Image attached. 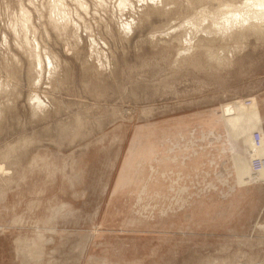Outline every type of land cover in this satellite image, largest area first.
<instances>
[{"label": "rangeland", "instance_id": "rangeland-1", "mask_svg": "<svg viewBox=\"0 0 264 264\" xmlns=\"http://www.w3.org/2000/svg\"><path fill=\"white\" fill-rule=\"evenodd\" d=\"M245 6L0 0V264H264Z\"/></svg>", "mask_w": 264, "mask_h": 264}, {"label": "bare ground", "instance_id": "bare-ground-1", "mask_svg": "<svg viewBox=\"0 0 264 264\" xmlns=\"http://www.w3.org/2000/svg\"><path fill=\"white\" fill-rule=\"evenodd\" d=\"M125 2V1H124ZM124 2H122V3H124ZM245 2H246V6H245V8H244V10L243 9H233V7L231 8V9H233V10H230V11H228L227 13H226V15H227V22H239V21H237L238 19H241V22L242 23H244L245 21H249V20H254V19H256V20H254V22L255 21H257L258 20V22H259V20L260 19H262V20H264V0H245ZM225 7H227V6H225ZM226 11V10H225ZM224 11V12H225ZM243 11H245V13L244 14H242V12ZM217 13H219V12H217ZM215 14V13H214ZM220 18H222V17H220ZM213 19V18H212ZM192 20V19H191ZM220 20V19H219ZM252 21H250L251 23H252ZM213 22V25H215V28L217 29L218 27H216L217 25V23L215 22V21H212ZM218 22V21H217ZM215 23V24H214ZM251 23H248V24H251ZM241 24V23H240ZM255 24H257V23H255ZM254 24V25H255ZM244 25V24H243ZM253 24L251 25V28H257L256 26H254ZM245 26V25H244ZM210 28V27H209ZM213 28V27H212ZM211 28V29H212ZM214 28V29H215ZM220 28V27H219ZM210 29V30H211ZM221 29V28H220ZM223 29V28H222ZM205 30V29H204ZM208 31V30H207ZM206 31V32H207ZM256 31V30H255ZM210 32V31H209ZM211 32H213L212 30H211ZM217 34V33H216ZM39 101V100H38ZM41 103V102H40Z\"/></svg>", "mask_w": 264, "mask_h": 264}, {"label": "built area", "instance_id": "built-area-1", "mask_svg": "<svg viewBox=\"0 0 264 264\" xmlns=\"http://www.w3.org/2000/svg\"><path fill=\"white\" fill-rule=\"evenodd\" d=\"M253 139H254L255 145H258L260 140H261V134L257 131H254ZM251 162H252V164H251L252 172L256 173L262 168V165H263L262 160L255 157V158L251 159Z\"/></svg>", "mask_w": 264, "mask_h": 264}]
</instances>
